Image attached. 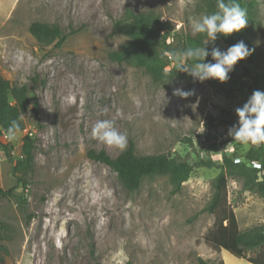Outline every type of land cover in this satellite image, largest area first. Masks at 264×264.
I'll return each mask as SVG.
<instances>
[{
  "label": "rangeland",
  "instance_id": "1",
  "mask_svg": "<svg viewBox=\"0 0 264 264\" xmlns=\"http://www.w3.org/2000/svg\"><path fill=\"white\" fill-rule=\"evenodd\" d=\"M257 3L264 30V0ZM126 9L158 13L176 35L191 31L190 18L206 14L202 0H0V75L30 91L24 129L13 141L0 137L10 152L0 146V188L17 186L12 152L29 133L35 141L33 172L26 189H18L26 213L15 199L0 202V225L11 227L3 264H198L199 257L250 264L205 241L214 216L204 209L221 170L197 163L220 164L226 153L245 156L250 146L232 137L218 141L210 130L237 125L235 110L255 90L264 92V77L237 63L225 82L194 81L172 58L178 74L155 82L142 68L118 64L110 53L127 38L113 25ZM33 23L57 25L70 35L61 47L43 46L30 33ZM214 47L229 48L218 39L209 52ZM205 62L215 63L211 55ZM176 89L193 94L181 98ZM229 114L233 125L224 124ZM100 120L113 121L139 155L186 160L193 166L190 178L178 192L168 176L147 177L137 191H127L110 166L89 156L104 150L115 158L126 148L92 138ZM242 184L229 178L228 190L245 231L264 224V198Z\"/></svg>",
  "mask_w": 264,
  "mask_h": 264
},
{
  "label": "trees",
  "instance_id": "2",
  "mask_svg": "<svg viewBox=\"0 0 264 264\" xmlns=\"http://www.w3.org/2000/svg\"><path fill=\"white\" fill-rule=\"evenodd\" d=\"M203 10L212 13L217 10V0H202ZM247 11V26L240 32L230 36L218 34L228 47L243 41L250 50V55L238 63H247L257 69L264 77V30H260L257 0H236ZM114 32L127 38L118 50L110 53V59L118 64H127L144 69L155 82H166L178 74V69L170 68L173 53L186 50L189 47H202L209 51V38L205 34L192 35L191 31L173 34V28L154 12H135L126 9L123 16L113 25ZM31 35L40 45L61 47L70 34L64 33L57 25L33 23L30 26ZM188 65L193 61L185 60ZM27 86L15 87L0 75V137L2 132L13 120L20 124V131L24 129L23 116L28 95ZM235 118L230 114L224 124L233 125ZM191 142V140H189ZM0 146L7 150V146L0 140ZM35 141L25 136L21 147L24 155L17 160L14 173L17 174L16 187L0 188V202L4 199H15L21 211L26 213V200L23 193L18 192L20 187L26 189V177L33 172ZM90 158L110 166L118 175L120 183L129 192L137 191L142 181L147 177L168 176L175 191H179L193 171V166L186 160L167 155H139L133 142L115 158L106 151L91 152ZM239 155L223 154L222 162L217 164L211 160H200L199 167H218L221 171L214 179V193L204 211L214 216V224L205 235V241L215 251H226L237 259H244L250 264H264V224L257 225L245 231L239 228L238 220L229 201V178L240 179L242 190L254 192L264 198V144L250 146L243 158ZM238 158L240 161L235 162ZM253 163L260 164V168L253 167ZM11 227L8 224L0 225V264H3L8 250L3 244L9 240ZM253 256L248 257L247 254ZM198 264H225L209 262L201 257ZM96 264H104L97 262Z\"/></svg>",
  "mask_w": 264,
  "mask_h": 264
},
{
  "label": "clouds",
  "instance_id": "3",
  "mask_svg": "<svg viewBox=\"0 0 264 264\" xmlns=\"http://www.w3.org/2000/svg\"><path fill=\"white\" fill-rule=\"evenodd\" d=\"M248 24L247 11L236 0H217V10L203 14L196 18H190L191 33L205 34L209 41H215L218 34L227 37L234 32H240ZM250 50L243 41L230 46L226 51L214 47L209 52L202 47H189L178 53H173L182 66L181 71L190 75L194 81L203 82L208 79H217L225 82L229 79V73L241 60L250 55ZM211 55L212 62H205ZM185 60L193 61L191 66L183 64ZM174 94L181 98L192 95L191 91L176 89ZM236 114L238 124L228 130V135L243 146H257L264 144V92L255 90L247 102L238 107ZM23 120V116L19 117ZM20 130L18 121L13 120L7 128V139L13 141ZM92 138L109 147L124 149L127 145V136L119 132L111 120H100L91 130Z\"/></svg>",
  "mask_w": 264,
  "mask_h": 264
},
{
  "label": "built area",
  "instance_id": "4",
  "mask_svg": "<svg viewBox=\"0 0 264 264\" xmlns=\"http://www.w3.org/2000/svg\"><path fill=\"white\" fill-rule=\"evenodd\" d=\"M211 134L216 136L218 138V141H228L230 140V136L228 135V130L224 129L223 127H214L212 128L211 130ZM30 137H32V133H29ZM2 137L5 139V140H8L7 139V133L5 131L2 132ZM12 154L14 156H16V159L18 160H22L24 158V155L21 153V151H14L12 152ZM240 161L238 158L235 159V162H238ZM253 167H256V168H260V164L258 163H253L252 164Z\"/></svg>",
  "mask_w": 264,
  "mask_h": 264
}]
</instances>
